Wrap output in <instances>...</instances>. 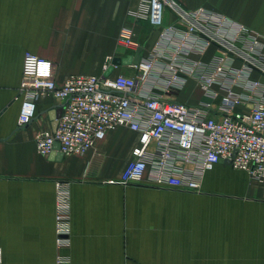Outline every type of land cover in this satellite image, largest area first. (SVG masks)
I'll return each instance as SVG.
<instances>
[{
  "label": "crops",
  "instance_id": "1",
  "mask_svg": "<svg viewBox=\"0 0 264 264\" xmlns=\"http://www.w3.org/2000/svg\"><path fill=\"white\" fill-rule=\"evenodd\" d=\"M136 1L0 0V264H55L56 181L69 183L71 243L63 253L71 264H264V183L246 172L219 162L199 192L157 187L147 176L121 184L138 139L125 128L81 156L39 155L35 135L54 130L61 106L51 95L38 97L33 120L18 126L25 54L53 62L59 83L72 74L98 75L106 57L132 55L118 34ZM175 1L264 35V0ZM135 31L150 49L158 31L147 22ZM174 96L195 103L201 92L190 81Z\"/></svg>",
  "mask_w": 264,
  "mask_h": 264
},
{
  "label": "built area",
  "instance_id": "2",
  "mask_svg": "<svg viewBox=\"0 0 264 264\" xmlns=\"http://www.w3.org/2000/svg\"><path fill=\"white\" fill-rule=\"evenodd\" d=\"M127 20L118 43L139 54L128 65H112L109 56L100 74H72L59 83L53 62L25 54L18 126L33 120L38 97L61 102L56 129L35 135L37 153L47 156L58 143L62 156H81L108 132L125 128L138 139L121 184L147 176L157 187L199 192L205 173L223 161L264 183V82L254 77L264 76V35L174 0H137ZM140 22L158 31L150 49L137 42ZM190 81L201 98L177 100L174 94ZM55 191V264H71L63 253L71 243L69 183L56 181Z\"/></svg>",
  "mask_w": 264,
  "mask_h": 264
},
{
  "label": "water",
  "instance_id": "3",
  "mask_svg": "<svg viewBox=\"0 0 264 264\" xmlns=\"http://www.w3.org/2000/svg\"><path fill=\"white\" fill-rule=\"evenodd\" d=\"M138 58H139L138 52L133 57L128 56L127 58H124V59H120V58L115 57L112 60V65H121V64L122 65H128L131 62H136L138 60ZM60 114H61V108H58V110L56 112L57 118H59ZM56 126H57V124H55L54 130L56 129ZM58 149H59V145H58V143H56L54 146V151H58ZM51 155L54 156V153H52ZM61 156H62L61 153L57 154V158H59ZM226 163L229 164V161H226Z\"/></svg>",
  "mask_w": 264,
  "mask_h": 264
},
{
  "label": "rangeland",
  "instance_id": "4",
  "mask_svg": "<svg viewBox=\"0 0 264 264\" xmlns=\"http://www.w3.org/2000/svg\"><path fill=\"white\" fill-rule=\"evenodd\" d=\"M175 1V0H174ZM178 3V2H177ZM193 92V94H192ZM191 97H197L198 96V92L196 90H189V93H188ZM190 97V98H191ZM187 101V100H185Z\"/></svg>",
  "mask_w": 264,
  "mask_h": 264
}]
</instances>
